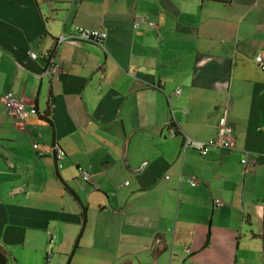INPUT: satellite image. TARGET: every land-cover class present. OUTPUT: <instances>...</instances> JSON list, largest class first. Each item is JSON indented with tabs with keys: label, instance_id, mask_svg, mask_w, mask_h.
Masks as SVG:
<instances>
[{
	"label": "crops",
	"instance_id": "1",
	"mask_svg": "<svg viewBox=\"0 0 264 264\" xmlns=\"http://www.w3.org/2000/svg\"><path fill=\"white\" fill-rule=\"evenodd\" d=\"M75 27L107 38L57 46ZM256 56L264 0H0V242L17 264H264ZM9 92L36 113L18 121ZM225 110L230 149L181 157L183 135L212 139Z\"/></svg>",
	"mask_w": 264,
	"mask_h": 264
},
{
	"label": "built area",
	"instance_id": "2",
	"mask_svg": "<svg viewBox=\"0 0 264 264\" xmlns=\"http://www.w3.org/2000/svg\"><path fill=\"white\" fill-rule=\"evenodd\" d=\"M135 27H145L148 29H156L157 25L151 19L145 16L136 17L134 21ZM107 38V33L105 31L91 30L83 27H75L70 32L66 34H61L57 39V46L61 43H95L98 45H103V42ZM27 55L32 60H38L39 57L28 51ZM53 56L50 52H47L43 55V59L46 62V67L41 75L50 76L58 72L59 66L55 64L52 60ZM255 64L259 67L261 71L264 72V63L260 56H256L254 59ZM181 93L180 89H177L175 92L176 95ZM4 106L7 112L11 113L18 121H23L30 117L31 115L36 113V109L33 106L24 105L20 102L16 95L13 92H9L4 96ZM234 131V126L228 120L227 111H223L215 137L206 141V142H196L189 137L183 135V143L180 150V156L183 157L186 149L193 148L201 157H206L212 149H218L221 151H228L230 149V136ZM179 131H177L173 126L169 125L168 133L170 137H174ZM34 151L38 153V155L43 156L44 153L38 147V144L34 143L32 145ZM54 159L56 161L57 167L59 169H64L67 167V161L65 159V155L61 150L57 149L53 153ZM253 156V155H250ZM248 158L243 159L241 163L243 165L248 164ZM79 171V179L85 184L90 186L93 190H98L96 183L93 181L92 176L83 169H78ZM187 183L191 187L197 186V181L194 178H188ZM216 205L220 204V200L214 201ZM55 237L51 236L50 246L54 242ZM50 256V254H49Z\"/></svg>",
	"mask_w": 264,
	"mask_h": 264
},
{
	"label": "trees",
	"instance_id": "3",
	"mask_svg": "<svg viewBox=\"0 0 264 264\" xmlns=\"http://www.w3.org/2000/svg\"><path fill=\"white\" fill-rule=\"evenodd\" d=\"M45 116L47 117V114H45ZM69 194L72 196L73 200L75 202H78L77 197L75 196V194L73 192H71L69 189H67ZM262 218H263V228H264V208L262 211ZM247 224H249L247 222ZM250 226V225H248ZM254 238H262L264 239V234H262L261 236H253ZM0 264H17L16 260L12 257V255L10 254V252L6 249V247L0 242Z\"/></svg>",
	"mask_w": 264,
	"mask_h": 264
},
{
	"label": "water",
	"instance_id": "4",
	"mask_svg": "<svg viewBox=\"0 0 264 264\" xmlns=\"http://www.w3.org/2000/svg\"><path fill=\"white\" fill-rule=\"evenodd\" d=\"M124 156H125V154H124ZM123 164H124V166L126 167V169L128 168L127 167V164H126V161L124 160L123 161ZM191 256H193V254L192 255H190V256H187V257H185L184 259H183V261L181 262V264H185L186 263V261L188 260V259H190L191 258Z\"/></svg>",
	"mask_w": 264,
	"mask_h": 264
},
{
	"label": "rangeland",
	"instance_id": "5",
	"mask_svg": "<svg viewBox=\"0 0 264 264\" xmlns=\"http://www.w3.org/2000/svg\"><path fill=\"white\" fill-rule=\"evenodd\" d=\"M127 171V170H126Z\"/></svg>",
	"mask_w": 264,
	"mask_h": 264
}]
</instances>
